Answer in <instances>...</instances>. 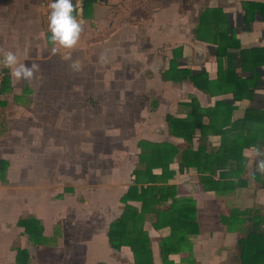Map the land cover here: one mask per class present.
I'll list each match as a JSON object with an SVG mask.
<instances>
[{
  "label": "crops",
  "instance_id": "0c3cea01",
  "mask_svg": "<svg viewBox=\"0 0 264 264\" xmlns=\"http://www.w3.org/2000/svg\"><path fill=\"white\" fill-rule=\"evenodd\" d=\"M48 4L49 0H0V56L12 51L20 63L39 66L30 80L11 76L7 67L0 90V264H135L131 248L122 246L115 251L108 236L111 223L124 211L122 197L134 182L133 171L114 180L107 194L110 189L103 186L102 196L97 198L87 175L82 173L79 178L74 174L70 142L63 147L69 131L58 136L39 116L45 110L39 93L54 95L52 90L62 89L71 93L74 74L81 75L86 90L123 92L142 86L150 95L144 104L148 124L142 138L170 141L181 150L187 142L170 134L167 114L186 117L193 99L207 108L225 101L231 112L219 116L220 121L241 123V128L234 130L236 135L259 139V145L244 150L245 184L228 194L207 191L199 173L180 171L175 161L170 165L175 174L169 183L177 186V196L196 202L199 231L189 234L186 243L177 245V252L163 259L160 241L170 234V226L155 229L151 214L145 228L151 236L154 264H264V242L249 237L244 244L239 242L253 227L256 234H264V172L256 168L257 160L264 156L255 155L257 147L264 151V64L219 57L215 36H197L205 14V22H222V32L234 35L241 48H264V0H82L79 19L83 26L77 44L72 48L57 46L56 52L48 42ZM250 4L257 5L252 12L246 8ZM239 49L227 50L236 54ZM75 62L78 66L73 67ZM232 63L234 73L247 80L246 86L237 88L231 81ZM91 68L93 77L88 76ZM122 71L134 75L135 80L119 82L116 78ZM189 71H204L209 82L222 79L220 90H201ZM44 100L53 103L52 98ZM87 101L92 108L99 106L98 128L105 136L104 124L108 117L122 112V103L110 104L99 93ZM107 103L114 107L110 114ZM126 106L129 109L117 118L125 117L124 131L137 134L127 124H132L133 109L141 104L127 102ZM142 111L137 114L143 115ZM29 113L38 122L27 132ZM93 113L84 115L88 126L82 131L83 138H90ZM52 115L56 116L50 111L49 120ZM70 115L73 117L72 112ZM66 117L65 124L73 122ZM29 138L34 139L32 144ZM143 139L138 138V143ZM221 139L220 134H209L213 146H220ZM44 149L48 150L46 160ZM131 203L141 206L140 202ZM168 204L170 200L164 208Z\"/></svg>",
  "mask_w": 264,
  "mask_h": 264
},
{
  "label": "trees",
  "instance_id": "16d2710c",
  "mask_svg": "<svg viewBox=\"0 0 264 264\" xmlns=\"http://www.w3.org/2000/svg\"><path fill=\"white\" fill-rule=\"evenodd\" d=\"M256 6V4L246 5L247 11L252 12ZM262 6L263 9L264 5ZM205 16L207 15L203 14L201 29H197V36L200 39H203L202 35L215 36L218 45L216 53L219 57L224 55L234 60L238 59L241 63L264 64V48H241L234 35L229 36L227 32H222L219 26L222 22H205ZM232 47H239L240 51L236 54L229 52L227 49ZM172 64L174 65V61ZM233 65L234 63L231 65L232 75H228L231 81L237 88L241 85L246 86L247 80L234 73ZM187 71L183 70V72ZM189 73L195 85L201 90L207 93L220 90L222 79L219 82L218 80L209 82L204 71H189ZM189 105L186 117L181 118L173 114L166 116L170 134L184 139L187 142L185 149L181 150L170 141L155 142L144 139L139 141V161L132 173L134 182L122 197V202L125 204L124 211L110 225L108 236L111 247L118 251L122 246H129L135 264H154L152 240L149 231L145 228V223L151 214L155 229L165 226L171 228L170 234L160 241L163 259L169 253L177 252V245L186 243L189 234H196L199 231V224L196 221V202L192 198L177 196V186L169 183L175 174L170 166L171 163L177 161L180 171L188 169L199 173L205 190L228 194L245 184L243 177L247 167L245 148L259 145L257 137H243L234 133V130L241 128V123L220 121L219 116L225 115L226 111L231 112V107H227L225 101H218L212 108L203 107L196 99H193ZM205 117L208 118L207 123L204 122ZM196 134H199V138L195 142ZM209 134L221 135L220 146H213L209 142ZM156 169H160L161 173L157 174ZM169 200L170 204L164 208ZM133 201L140 202L141 206L133 205L131 203ZM234 216L230 218L231 221ZM255 227L258 228L259 225ZM262 234L261 232L256 234L253 227L247 238L240 239L239 242L244 244L249 238L264 242V234Z\"/></svg>",
  "mask_w": 264,
  "mask_h": 264
},
{
  "label": "rangeland",
  "instance_id": "374dc122",
  "mask_svg": "<svg viewBox=\"0 0 264 264\" xmlns=\"http://www.w3.org/2000/svg\"><path fill=\"white\" fill-rule=\"evenodd\" d=\"M94 68L88 69L90 72L88 76L93 77ZM85 70V69H84ZM44 71H48V67L45 68ZM78 72H81L79 70ZM125 71H122V76H118L116 79H119V82H127L130 83L133 80H135V76L132 74L125 75ZM118 75V74H117ZM74 77V84L75 87L71 93L69 91L65 92L62 90H52L53 94H49L48 92L42 91L39 93L38 98L42 100L43 104L45 105V110L42 112L40 116L41 120H45L44 124L49 127L50 130H52V133L57 132L58 136L64 135L65 130L69 131L66 135L65 144L63 147H66V141L70 142V151H72V155L69 156L70 162L71 159L73 160V171L75 176H78L81 178L82 173L83 175H87V180H89V187L92 192V194L96 193L97 198L101 197L102 192L101 189H103V186H106V189L109 188L110 190L106 192H110L112 190V185L114 184V180L117 179H124L125 176L129 173H132L134 167H135V161L138 160L137 152L139 151V148L136 147V143H138V138L143 139L142 136L145 134L141 133L144 128H146L148 122H146L145 115V108L144 104L149 99V92L145 91L142 86L138 90H128L119 92V90H116L115 92H109V91H101V90H86L87 87L85 83H82L81 81V75L80 77H77L75 74ZM65 79V77H64ZM64 79H61V81L65 82ZM124 85V84H123ZM64 86V85H63ZM65 88V86L63 87ZM44 90V89H43ZM49 89H46V91ZM69 90V89H68ZM94 91V92H93ZM99 97H105L106 100L110 101V104H113V101L118 103L120 101L122 103L123 108H120L122 112L120 114L115 113L113 117H108L109 122L105 123V136H103L102 131L98 128V117H99V106H95L92 108L91 103H88V98L90 97L94 98V94H98ZM123 94V95H119ZM105 95V96H104ZM72 96V97H70ZM46 98H52L53 103L47 102V100H44ZM67 98V99H66ZM56 99L58 100V103H56ZM87 101V102H86ZM127 102H133L136 103L139 102L141 104L140 108L133 109V114L131 118L132 124L130 125L131 128H134L137 131V134L124 131L123 126L125 125V117L121 119H118L117 117L121 114H124L123 111L128 110L126 103ZM49 104L51 106H49ZM108 104V103H107ZM72 105V106H71ZM97 105V104H96ZM101 107V106H100ZM136 107V106H135ZM102 108V107H101ZM95 110V113L93 111ZM142 111L141 116L137 114V112ZM53 112L56 116L52 115L51 120H49V112ZM65 111L67 112V117L65 116ZM106 111L110 114L114 111V107L112 105H109L106 107ZM70 112H72V116L70 115ZM92 112L94 116V122L89 123V131L88 134L90 138H83L82 131L85 130V127L88 126L87 123H84L85 114ZM31 113V112H30ZM27 115V123H26V130L27 132L31 127L34 125V121H37L36 119H33L31 114ZM65 117L68 119H72L73 122L68 124H65L63 121H65ZM116 117V118H114ZM129 117V115H126V118ZM49 120V121H48ZM115 122V123H113ZM96 123V124H95ZM120 126H122V130L120 129ZM87 129V128H86ZM71 132V133H70ZM100 132V133H99ZM29 134V133H28ZM30 137V135H27ZM126 136V137H125ZM68 138V139H67ZM63 139H59V141H64ZM30 144H32L31 141H34V139L30 140L28 139ZM140 141V140H139ZM60 146L58 145V148ZM61 150V148H60ZM58 151L60 154L61 151ZM68 150V151H69ZM64 153L66 154V150H64ZM45 154H43V159L46 160V155L48 153L47 149H44ZM43 153V150H42ZM135 162V163H134ZM68 168V175H71V165H67ZM128 177V176H127ZM125 185L126 182H123ZM115 185V184H114ZM124 188L125 186H121ZM85 190V188H82ZM107 198V197H106Z\"/></svg>",
  "mask_w": 264,
  "mask_h": 264
},
{
  "label": "clouds",
  "instance_id": "9594fccd",
  "mask_svg": "<svg viewBox=\"0 0 264 264\" xmlns=\"http://www.w3.org/2000/svg\"><path fill=\"white\" fill-rule=\"evenodd\" d=\"M82 0H49L48 7L51 9L48 16V29L50 35L48 42L53 45L52 51H57V46L63 48H72L80 38L83 20L79 19L82 12ZM0 65L11 69V76L17 79L30 80L34 71L38 70V65L32 63L26 65L18 61L17 55L12 51H4L0 56ZM78 66V62L73 67ZM255 155L264 156V151L257 147ZM256 168L264 172V159H258Z\"/></svg>",
  "mask_w": 264,
  "mask_h": 264
},
{
  "label": "built area",
  "instance_id": "2783aa9c",
  "mask_svg": "<svg viewBox=\"0 0 264 264\" xmlns=\"http://www.w3.org/2000/svg\"><path fill=\"white\" fill-rule=\"evenodd\" d=\"M7 77V67H4L3 65H0V90L2 88L3 83L5 82ZM198 139V137L195 138V141Z\"/></svg>",
  "mask_w": 264,
  "mask_h": 264
}]
</instances>
